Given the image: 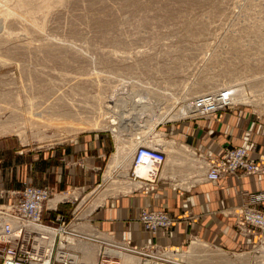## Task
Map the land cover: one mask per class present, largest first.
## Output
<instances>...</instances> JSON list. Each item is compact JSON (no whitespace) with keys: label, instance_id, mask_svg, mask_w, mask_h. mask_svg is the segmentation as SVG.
<instances>
[{"label":"rangeland","instance_id":"obj_1","mask_svg":"<svg viewBox=\"0 0 264 264\" xmlns=\"http://www.w3.org/2000/svg\"><path fill=\"white\" fill-rule=\"evenodd\" d=\"M27 1L37 6L40 0ZM14 3L0 0V120L20 128L25 138L17 132L0 136V181L8 185L0 190L35 185L36 155L39 158L40 151L43 154L55 143L78 135L108 134L107 162L115 148L142 140L146 145H162L166 168L179 157L189 159L188 153L197 160L188 146L187 155L179 150L177 143H185L175 137L174 130L168 133L164 129L187 120L167 119L201 93L235 90L238 99L231 107L264 115V0H62L50 12H36L35 24L12 15L9 9ZM137 94L154 101L152 111L147 108L141 115L132 108L131 98ZM109 112L120 117L118 139L122 142L115 140L107 123ZM198 166L175 165L171 174L189 171L198 175L203 170ZM123 171L117 168V176L101 186L65 190L61 195H69L70 202L43 213V220L50 222L68 205L70 214L64 215L70 217L66 220L79 222L75 231L89 238L92 232L100 234L98 240L106 243L70 241L72 248L85 243L97 249L92 264L120 260L122 264L125 255L132 259L129 264H264V243L240 234L235 224L239 236L250 241L249 248L242 251L230 252L207 243L206 249L191 253L187 244L177 252L180 261L143 257L152 263L128 252L117 254L120 250L110 246V236L96 231L83 217L94 206L122 194L108 192L124 181L120 178ZM19 176L29 177L30 182L19 181ZM257 192H249V206L261 210L258 205L264 200H253ZM53 200L50 205L56 202ZM232 208L225 214L232 215Z\"/></svg>","mask_w":264,"mask_h":264},{"label":"crops","instance_id":"obj_2","mask_svg":"<svg viewBox=\"0 0 264 264\" xmlns=\"http://www.w3.org/2000/svg\"><path fill=\"white\" fill-rule=\"evenodd\" d=\"M1 115L0 112V117ZM171 126L164 130L168 133H173L174 130L177 133L175 137L185 143L183 145L179 144L180 142L177 143L180 151L185 149L189 151V147L206 155L223 157L225 148L245 146L246 158L251 162L256 161L260 155H264V115L256 116L246 108L230 106L223 111L220 121L213 118L187 119L177 123L176 126ZM6 128V131L0 130V136L6 135L7 131L24 134L20 128L13 127V131L11 127ZM118 140L122 142L121 138ZM110 142V137L106 133L93 134V136L85 134L57 142L43 154L40 151L39 158L37 155L34 158L36 184L33 185L60 192L71 188L84 191L95 185L101 186L104 181L111 182L117 176L114 174L117 168L124 170L125 173L128 172L132 157L124 161L125 164L121 163L112 175L108 176L109 161L107 162L106 154L109 152ZM180 164H190L188 157L180 160L178 158L175 163L169 164L168 169L164 166L166 170L162 168L161 180L156 183L153 190L147 193L138 190L126 193L138 187V183H128L127 175L120 176L125 182L116 185L108 193L122 194H119V197H110L104 203L94 206L88 210L83 219L85 218V222L101 234L113 236L116 240H129L134 245L152 242L183 249L190 244L191 253L206 249L207 243L230 252L249 248L250 241L239 236L234 227L233 215H226L225 211L245 204L247 192L264 190V176L239 175L241 171H238L214 183L205 178L204 170L198 175L189 171L171 174L173 167ZM23 180L30 182L29 177L19 176V181L23 182ZM4 186H8L7 183L0 181V188ZM7 189L10 190V188ZM72 196L75 195L72 194ZM0 201L4 202L6 198H0ZM258 206L264 210V201ZM67 207L65 211L61 209L60 212L70 214L71 208L67 209ZM142 209L163 210L171 217H176L188 210L196 221L178 220L174 227L151 235L144 230L138 219ZM75 211L76 208L72 209L71 214ZM72 223L77 225L79 222ZM87 230L89 234L92 232L90 229ZM193 236L197 239L190 241ZM90 238L92 241L102 239L96 232H92ZM98 242L106 243L104 240ZM105 253L115 254H111V251H105ZM168 253L177 254L171 249Z\"/></svg>","mask_w":264,"mask_h":264},{"label":"built area","instance_id":"obj_3","mask_svg":"<svg viewBox=\"0 0 264 264\" xmlns=\"http://www.w3.org/2000/svg\"><path fill=\"white\" fill-rule=\"evenodd\" d=\"M230 96V90L223 88L192 97L189 99L190 115L181 119L213 118L220 121L223 111L233 105ZM159 145L149 146L143 141L136 145L126 178L139 182V186L126 193L133 190L147 193L161 180L160 174L167 155ZM194 154L199 161V168L205 172V178L214 183L238 171H241L239 175L264 176V155L251 162L246 158L245 146L227 147L223 157L196 151ZM137 167L145 168L143 175L136 172ZM63 193L67 191L53 192L51 189L26 183L18 190H0V198H6V201L0 203V264H78L80 252L70 246L69 240L91 238L75 231V225L60 212L55 214L53 221L43 220L45 210L57 211L59 203L70 202L67 198H62L53 207L49 206V202L57 194ZM245 196L248 202L246 200L245 204L231 210L235 218L234 224L240 234L252 235L263 241L264 211L249 206L250 195L247 192ZM253 200H264V192L253 194ZM189 212L185 210L180 215L171 217L163 210L142 209L138 219L145 231L156 235L160 230L174 227L178 220L196 221ZM110 238L112 247L142 259L144 256L152 258L155 253L169 249H175L176 252L180 250L176 246H162L152 242L134 245L129 240H116L113 236Z\"/></svg>","mask_w":264,"mask_h":264},{"label":"bare ground","instance_id":"obj_4","mask_svg":"<svg viewBox=\"0 0 264 264\" xmlns=\"http://www.w3.org/2000/svg\"><path fill=\"white\" fill-rule=\"evenodd\" d=\"M62 0H40L39 1V3H38V5L37 6H34L33 5V3L31 2V3H29L27 0H15V3H14V7L13 8H10L9 9V12L10 13H12V15H19V16H24L25 18H27L28 19V21L29 22H31V23H33V24H35V16H34V14L36 13V12H41V14L42 13H45L46 11L48 12L49 10H51L52 9V7L53 6H56V5H58V2H61ZM218 3V2H217ZM56 4V5H55ZM13 5V4H12ZM11 5V6H12ZM61 7V6H60ZM62 8V7H61ZM8 10V9H7ZM6 12V11H5ZM8 12V11H7ZM6 12V13H7ZM50 12V11H49ZM8 14V13H7ZM47 15V14H46ZM44 15H41V17H43ZM56 16V15H55ZM46 17V16H45ZM41 19V18H40ZM26 20V19H25ZM37 20H39V19H37ZM46 20V19H45ZM44 21V20H43ZM41 22V21H40ZM44 24V23H43ZM37 25V24H36ZM34 27V26H33ZM38 29V28H37ZM46 53V52H45ZM58 57V56H57ZM246 57V56H245ZM242 61V60H241ZM226 78V77H225ZM214 79V78H213ZM227 79V78H226ZM209 81V80H208ZM206 82V81H205ZM206 83H208V84H210V82H206ZM212 85V84H211ZM206 87V86H205ZM207 89H208V87H206ZM209 88H211V86L209 87ZM202 89V88H201ZM230 92H231V96H230V99L234 102L235 100H237L238 99V97H237V92L235 91V90H230ZM136 94V93H135ZM131 98V97H130ZM19 100V99H18ZM129 102V101H128ZM131 105H132V108L133 109H135V110H137V112L139 111L140 113L139 114H145V112H147L149 109H151V111H152V109L154 108V101L152 102V100H151V98H149V97H143V96H140L139 94H137V95H134L132 98H131ZM107 106V105H106ZM113 108V107H112ZM147 108H148V110H147ZM173 108V107H172ZM190 102H188V103H184V104H182V106L177 110V113L175 114V115H173V116H171L170 118H168L167 120L168 121H172V120H174V119H176V118H181V117H186V116H188V115H190ZM115 110V109H114ZM0 112L3 114V109H2V107H0ZM31 113V112H30ZM153 114V112H150V114ZM109 114H111L110 116H107L108 118V120H107V123H108V125L111 127V130L112 131H114V133L116 134V141H117V139H118V136H119V134H121L120 132V129H118L119 127H120V125L118 124V121H119V116L117 115H113V113L111 112H109ZM161 114V113H160ZM168 114V113H167ZM147 115V114H146ZM156 115V114H155ZM2 116V115H1ZM10 116V115H9ZM158 116V115H157ZM58 117V116H57ZM165 117V116H164ZM7 118V117H6ZM122 119V118H121ZM2 120V119H1ZM0 120V130L1 129H4L5 131H6V127L8 126L5 122L3 123L2 121ZM13 120V119H12ZM15 120V119H14ZM27 120V119H26ZM53 120V119H52ZM161 120H162V118H161ZM164 120V119H163ZM29 121V120H28ZM101 121V120H100ZM53 122V121H52ZM17 123H18V121H17ZM58 123V122H57ZM13 124V123H12ZM74 124V123H73ZM80 125V124H79ZM119 125V126H118ZM10 126V125H9ZM8 126V127H9ZM81 126V125H80ZM14 127H16V126H14ZM146 128V127H145ZM9 129V128H8ZM12 131H13V128L11 129ZM11 130H9V131H11ZM14 130H16V128L14 129ZM152 131V130H151ZM18 132H19V130H18ZM7 133H9L8 131H7ZM16 133V132H15ZM18 134V133H17ZM20 134V133H19ZM123 134V133H122ZM159 135V134H158ZM157 135V136H158ZM123 136V135H122ZM22 139L23 138H25L24 137V134H22ZM137 138H138V136H137ZM142 141H145V140H142ZM142 141H140V142H142ZM174 144V143H173ZM154 145H157V144H152V145H149V146H154ZM169 145V144H168ZM118 146V145H117ZM134 147L135 145L134 144H131V145H128V146H125V147H122V148H117L116 149V152H114L112 155H111V157H110V160H109V162H108V167H107V169H108V174L110 175V174H112V172L121 164V163H124V161H126L127 159H129V156L133 153V151L135 150V148H132V147ZM160 146V148H162V145H159ZM131 148V149H130ZM163 149V148H162ZM164 150V149H163ZM177 151V150H176ZM183 152L185 153L184 155H187V152H189L188 150H183ZM169 153H170V151H169ZM176 154L178 153V152H175ZM175 154V155H176ZM189 154V160H190V165L191 164H193V165H195L196 166V164L197 165H199V163H198V161L197 160H195L193 157H192V155L190 154V153H188ZM180 156V155H179ZM173 157V156H172ZM178 157V156H177ZM184 157V156H183ZM181 159V157H179V160ZM176 160V159H175ZM173 161V160H172ZM177 161V160H176ZM174 162V161H173ZM175 163V162H174ZM125 164V163H124ZM167 164V163H166ZM170 164H171V162H170ZM189 165V164H188ZM170 166V165H169ZM172 166V165H171ZM192 167V169L194 168V166H191ZM168 169V168H167ZM171 169V168H170ZM198 169H200L199 168V166H198ZM145 170V168H142V167H137L136 168V172L137 173H139L140 175H143L144 174V171ZM166 170V169H165ZM169 171V170H168ZM167 171V172H168ZM128 174V172L127 173H125V171H124V173L121 175V176H126ZM108 175V176H109ZM119 177V176H118ZM127 177V176H126ZM171 177V176H170ZM126 180L128 181V183L129 182H131V183H138V186H139V182H135V181H129L127 178H126ZM125 182V181H124ZM127 183V182H126ZM61 196V199L62 198H64L63 197V195H61V194H57L54 198H56V200H53V202L54 201H59L58 199L60 198L59 196ZM69 196V195H68ZM68 196H67V198H68ZM71 197V196H70ZM76 199V198H75ZM51 200V201H52ZM50 201V202H51ZM50 202H49V206H51V207H53L54 205H55V203L53 204V205H50ZM72 241V240H71ZM69 242H70V240H69ZM76 242V241H75ZM74 243V242H73ZM260 243H264V240L263 241H260ZM259 243V244H260ZM258 244V245H259ZM71 245H73L74 246V244H72L71 243ZM112 245V244H111ZM110 245V246H111ZM194 245V244H193ZM192 245V246H193ZM94 246V245H93ZM74 249H77V250H79L80 252H81V259H80V262L78 261V259H77V263L78 264H92V262H93V260H94V256H95V253H96V250H95V248L94 247H92V246H88V245H86L85 243H77V245H75L74 246ZM116 249H119V248H116ZM120 250V249H119ZM171 251H173L174 253H177L176 251H175V249H171ZM120 252H124V251H122V250H120ZM178 252H179V250H178ZM114 252H112L111 254H113ZM125 253V252H124ZM101 254H103L102 252H101ZM124 255V254H123ZM157 255V256H156ZM128 256V255H127ZM127 256L125 255V256H122V259H123V261H122V264H129L128 262L129 261H131L132 262V259L131 258H127ZM153 257H156V258H163V259H167V258H169V259H171L172 261H180V255H177V254H169L168 253V250H166V251H161V252H158V254L157 253H155V256H153ZM119 259H120V257H118ZM146 260H148V259H144V261H146ZM143 261V262H144ZM149 262H150V260H148ZM120 262H121V260H120ZM124 262V263H123ZM134 263V262H133ZM150 263H152V262H150ZM148 264V263H147ZM152 264H156V261H153V263ZM157 264H159L158 262H157Z\"/></svg>","mask_w":264,"mask_h":264}]
</instances>
